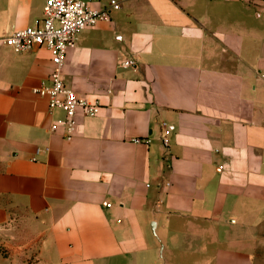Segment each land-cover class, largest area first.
<instances>
[{
  "label": "crops",
  "instance_id": "crops-1",
  "mask_svg": "<svg viewBox=\"0 0 264 264\" xmlns=\"http://www.w3.org/2000/svg\"><path fill=\"white\" fill-rule=\"evenodd\" d=\"M118 1L68 51L66 83L101 105L71 139L32 92L50 51L0 48V254L264 264V0ZM44 4L0 0V36L40 22Z\"/></svg>",
  "mask_w": 264,
  "mask_h": 264
},
{
  "label": "built area",
  "instance_id": "built-area-1",
  "mask_svg": "<svg viewBox=\"0 0 264 264\" xmlns=\"http://www.w3.org/2000/svg\"><path fill=\"white\" fill-rule=\"evenodd\" d=\"M120 7L118 0H111L102 9L92 8L87 0H45L40 22L0 36V48L9 46L17 53H24L37 46H43L50 51V74L46 80L33 87L32 92L46 98L51 111L61 110L64 113L63 120L53 121L49 129L55 132L62 127L66 139L75 135L81 116L97 115L101 108L99 102L79 95L66 83L63 69L68 51L76 46L83 30L95 26L100 21L111 20L112 11ZM135 64L133 58L120 61L122 67ZM162 127V145L167 148L172 128L166 122H163Z\"/></svg>",
  "mask_w": 264,
  "mask_h": 264
},
{
  "label": "rangeland",
  "instance_id": "rangeland-1",
  "mask_svg": "<svg viewBox=\"0 0 264 264\" xmlns=\"http://www.w3.org/2000/svg\"><path fill=\"white\" fill-rule=\"evenodd\" d=\"M29 261V264H40L33 259H30ZM0 264H10V261L3 254H0Z\"/></svg>",
  "mask_w": 264,
  "mask_h": 264
}]
</instances>
